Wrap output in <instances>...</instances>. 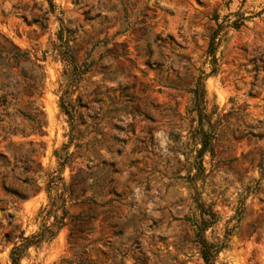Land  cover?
I'll return each mask as SVG.
<instances>
[{"label":"rangeland","instance_id":"374dc122","mask_svg":"<svg viewBox=\"0 0 264 264\" xmlns=\"http://www.w3.org/2000/svg\"><path fill=\"white\" fill-rule=\"evenodd\" d=\"M2 96L5 170L30 147L41 170L11 172L24 199L0 187V264L60 196L65 225L19 264H203L200 221L213 264H264V0H0Z\"/></svg>","mask_w":264,"mask_h":264},{"label":"trees","instance_id":"16d2710c","mask_svg":"<svg viewBox=\"0 0 264 264\" xmlns=\"http://www.w3.org/2000/svg\"><path fill=\"white\" fill-rule=\"evenodd\" d=\"M217 35V30L213 33V35L210 38L208 49H207V55L211 58L210 63L215 64V58H214V50H215V36ZM6 60L12 61L14 65H17L20 62H26L29 61L28 53L25 51H20L19 49L15 48V50L12 51H6L5 52ZM214 69L212 68V72ZM33 84L23 87L25 88H33ZM14 88L16 87H22L19 83H14ZM201 88V77L197 78L196 85H195V98L198 99L202 96L203 91ZM67 89H69V86L67 85ZM200 90V93L199 91ZM19 92L12 94L11 98L16 100L17 96H19ZM65 94L69 95V92H65ZM0 99V105H4L5 96H2ZM60 108L61 110L68 116L72 117V112L69 111V109L64 105V98H60ZM7 108V107H6ZM6 108L3 110V113H0V121H2L5 117H8V113L5 112ZM16 113H18L21 117L27 118L30 120V122L33 123V126L35 128L32 129L31 132H34L35 129H40L42 127V121L36 117V115L30 116L25 115L20 110H15ZM199 114V122H201L200 117L201 113L198 111ZM16 130L12 128L11 126L3 127L0 126V135H2L1 140L7 139L9 136L15 135ZM20 134L22 137H25L23 131H20ZM29 146H32V143L30 142L28 144ZM210 149V139L206 137L205 134H202L201 137V147L198 151L200 160L198 162L197 169L199 173L203 172V167L201 165V155ZM35 149L33 147L27 148L24 151L18 152L14 151L12 154V158L15 160V163H19L21 166L16 167L15 165L11 166L9 170H5L10 166V164L7 162V159H9L7 153L5 151L0 150V187L6 192L13 196H16L19 199H24L28 196V193L26 191H19L15 187V182L18 181V178H14L11 176V172L14 169H18L20 171L21 175L25 176V179L23 182L31 183L35 186V179L33 178L40 170L41 167L39 166V163L34 159ZM19 154V155H18ZM18 156V157H17ZM33 165H36V168H33ZM5 170V171H3ZM52 181H48V183H51ZM51 187L47 184L46 190H49ZM57 201L65 202L64 197H55L50 199L49 204L45 208H43V225L40 228L39 232H37L34 235H31L30 237L24 238L23 233L20 232L18 235V238L20 239V244L14 245L10 252H9V259L10 264H19L20 258L23 256L26 249L31 245H39L43 241H48L52 239L56 233L61 229L65 223H64V213L63 209H61L62 215L58 216L56 214L57 210ZM63 205V204H62ZM53 214V223L49 226H45L44 222L47 220L49 216ZM212 220H214V215L210 213ZM211 222L209 221H200L198 224L195 225V238L197 245L199 247L200 256L202 259L203 264H213V260L215 255L219 252V247H216L213 243H209L205 237H204V231L209 226Z\"/></svg>","mask_w":264,"mask_h":264}]
</instances>
